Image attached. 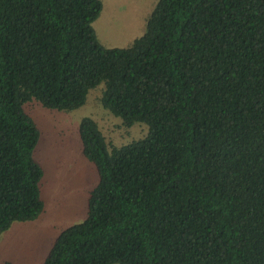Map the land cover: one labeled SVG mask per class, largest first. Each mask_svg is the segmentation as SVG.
Here are the masks:
<instances>
[{
    "label": "trees",
    "instance_id": "16d2710c",
    "mask_svg": "<svg viewBox=\"0 0 264 264\" xmlns=\"http://www.w3.org/2000/svg\"><path fill=\"white\" fill-rule=\"evenodd\" d=\"M100 0H0V233L43 210L24 111L101 106L145 134L118 147L77 125L97 174L81 222L41 264H264V0H157L105 47Z\"/></svg>",
    "mask_w": 264,
    "mask_h": 264
},
{
    "label": "rangeland",
    "instance_id": "374dc122",
    "mask_svg": "<svg viewBox=\"0 0 264 264\" xmlns=\"http://www.w3.org/2000/svg\"><path fill=\"white\" fill-rule=\"evenodd\" d=\"M100 1L101 11L92 23L98 41L105 47H126L142 33L145 19L157 0ZM101 89L102 83H99L88 90L84 103L69 111L45 108L34 100L23 105L39 131L32 155L42 169L39 190L46 205L45 214L42 212L38 216L42 220L41 227L36 228V238L29 241L41 240L37 256L32 260L25 254L31 264L43 259L51 245L48 230L42 224L57 219V225L62 230L81 222L85 216L87 193L97 182L94 166L80 154L77 135L79 120L82 117L93 120L105 142L115 147L145 134L144 123L136 122L125 127L121 125L119 117L101 106L97 99ZM59 203L63 205L59 206ZM39 219L36 221L39 222ZM25 242L12 246L21 248Z\"/></svg>",
    "mask_w": 264,
    "mask_h": 264
},
{
    "label": "crops",
    "instance_id": "0c3cea01",
    "mask_svg": "<svg viewBox=\"0 0 264 264\" xmlns=\"http://www.w3.org/2000/svg\"><path fill=\"white\" fill-rule=\"evenodd\" d=\"M60 205H63V203H59V206ZM42 212L43 215L46 212V205L44 203ZM38 216L29 221H13L7 229L0 233V249L2 252V254H0V264H31V261L27 259L25 254H28V256L33 260L35 256H37V251L41 245V240H35L33 243L29 242L33 237L36 238V228L41 227L42 219H39ZM38 219L39 222L36 221ZM58 222L59 220L56 219L52 222L48 221L46 224H42L43 228L48 230L50 235L48 241L50 243H52V237L55 238L56 234L60 230V226L57 225ZM24 241H26L24 244L25 246L21 248L12 246L13 244L22 243ZM42 260L43 259H38L37 261H34V264H41Z\"/></svg>",
    "mask_w": 264,
    "mask_h": 264
}]
</instances>
